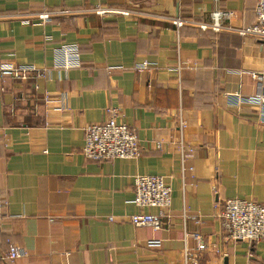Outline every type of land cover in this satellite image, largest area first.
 <instances>
[{"label": "crops", "instance_id": "obj_1", "mask_svg": "<svg viewBox=\"0 0 264 264\" xmlns=\"http://www.w3.org/2000/svg\"><path fill=\"white\" fill-rule=\"evenodd\" d=\"M96 5L148 15H99ZM254 5L0 0V66L48 69L0 76V250L24 252L0 264H264V240L227 239L215 208L228 198L264 204V109L234 96L264 95V43L238 32L254 22ZM222 11L232 17L215 29ZM178 17L179 28L169 20ZM66 45L78 66L64 68ZM145 60L151 67L137 71ZM109 105L137 135L140 157L83 156L85 128ZM136 175L171 187L158 230L129 220Z\"/></svg>", "mask_w": 264, "mask_h": 264}, {"label": "built area", "instance_id": "obj_2", "mask_svg": "<svg viewBox=\"0 0 264 264\" xmlns=\"http://www.w3.org/2000/svg\"><path fill=\"white\" fill-rule=\"evenodd\" d=\"M93 12L99 15L120 14L130 12L139 15H148L136 11H124L111 7L96 5ZM232 12H215L212 14L215 29L223 28L221 19L230 20ZM255 19L249 26L238 29L242 35L264 43V0H255ZM162 17V16H159ZM41 19H47L48 14L43 12ZM177 28L182 25L181 18L169 19ZM229 28V27H227ZM62 53L66 59L64 68L76 67L78 62L68 60L70 53H76L75 46H62ZM151 67L148 61H142L136 65L137 71H145ZM48 69L37 67L34 64H9L0 66V76L11 77L16 80H28L36 77H46ZM237 106L250 102L257 105L261 111L264 109V95L255 96L252 99H244L241 95H234ZM48 99V95L45 96ZM263 108V109H262ZM121 111L116 105H109L105 109V119L101 122L91 123L85 128L84 144L81 149L83 156L90 160L104 161L122 158H138L142 149L134 131L127 123L119 121ZM180 134L184 123L179 121ZM134 203L139 208L137 213L130 215L129 220L134 226H148L158 230L162 228L169 215L171 204V187L161 175H136L134 178ZM5 201L0 187V224L4 215ZM156 208L157 212L150 209ZM215 208H220L219 220L222 232L231 241L255 242L264 240V204L244 198H228L222 203H216ZM112 220L113 217H108ZM194 237H197L194 234ZM198 249H204L205 244L199 241ZM156 241H151L155 244ZM187 254V253H186ZM24 256V252L16 245L9 244L5 252L0 250L1 261H14Z\"/></svg>", "mask_w": 264, "mask_h": 264}]
</instances>
